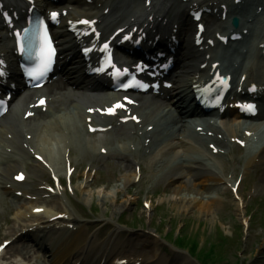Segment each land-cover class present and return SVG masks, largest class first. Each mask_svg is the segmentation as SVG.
Listing matches in <instances>:
<instances>
[{
	"label": "bare ground",
	"instance_id": "6f19581e",
	"mask_svg": "<svg viewBox=\"0 0 264 264\" xmlns=\"http://www.w3.org/2000/svg\"><path fill=\"white\" fill-rule=\"evenodd\" d=\"M244 2H246L247 4H250V5L254 4L255 8L262 5L261 0H245ZM256 12L257 13L254 12L252 14V16H253L252 20H254L257 15L259 17L264 15V9H263V11L257 10ZM250 26H252V25H250ZM249 31L252 32V30H249ZM235 116H236L235 114H233V118H231L230 115L228 116V122L226 123L225 126H223L224 130H221L220 127H217V125H214V124H208L207 125V127L209 129L214 130V132L216 133V135L213 136L212 139H213V143H215L217 145V147L225 148V149L232 148V144L228 140V136H229L228 133L231 132L232 128H236V131H239L241 129V127L243 126V124H236L237 121H235ZM60 117H63V115ZM171 120H172V118L170 117V115H167L166 116V123L162 120L165 124H156V127L153 131H149V130L146 131L147 135L153 134V136L150 137V142L146 145V148L156 147V148H159L161 152L166 150L164 152V155L167 158V162H165V164H163V167L159 168L157 170V172L160 173L161 175H163L166 171H168L166 169L171 168V170L173 169L175 171L182 172V174L186 176L184 181L177 180L176 182L174 181L172 183V185H176V187L169 190L170 192H169L167 197H168V199L171 200V202H177L180 205V206H178V212L181 211V209H182L181 205L183 203H185V200L188 197L187 199H190V201H188V204L186 206V210L189 211L190 209H192L191 203L193 200H195L197 203L196 206L193 208V210L195 212L197 211L200 215L207 214V215L213 216V214L215 213V210H217V208L220 207V203L216 200V198H214L212 196H208L206 189L202 190L199 188V186H198L199 184L195 183V181L194 182L190 181V179L193 177V171L185 168V165H186L185 163H190L192 165L193 164L199 165V163L201 162V156H203V155L202 154L199 155L198 151H195L196 155L195 154L190 155V154H192V152H187V149H186L187 143L183 144V143L179 142V137L184 136V138H185V134L188 132L186 129H184L183 124L178 125L177 127L179 129H176L174 123ZM50 127L54 130L53 135L44 137V140L48 143H52L51 142L53 139L52 137H54V136L58 137L60 135L56 132V129L58 127H55L54 124H52ZM167 132L170 135V138L166 137L167 142L164 143L165 139H163V138H164V136H166ZM219 134H222V137H220ZM187 140H188V138L186 136V141ZM257 144L262 145V148H264V136H262L257 141ZM200 145L202 147L205 146L204 144H200ZM8 147L17 148L18 146L16 143H11L8 141V144L5 148H8ZM182 148L184 149L183 153L181 150ZM3 150H4V148H2V151ZM189 155H190V158H189ZM217 156L223 158L225 155H224V153H222L220 151V152H218ZM263 156H264V153H263ZM186 158H188L189 161H190V159L192 161L191 162L184 161ZM241 159H240V162H241ZM253 159H254V156H250L247 160V163L252 162ZM263 159H264V157H263ZM20 162H22V164L19 163L18 161L13 160V159H6V160L0 159V169L3 172H9V171H14L19 167H23V165L27 166V162L24 161V159L20 160ZM156 166H158V167L160 166L159 161L156 162ZM53 168L57 172V174L61 173L60 175H62L65 171L64 170L65 167L62 166L60 163H58V165L54 164ZM174 174H176V173H174ZM122 179H123L124 185H127L129 183V181L131 183L134 181L135 174H129V172H125V174L122 176ZM210 180L214 181L212 178H210ZM1 181H6V179L3 176H0V182ZM261 184L264 185V179L261 181ZM188 190H190V191H189V194L187 196L186 193L188 192ZM108 199L109 198L107 197V194H106L105 200H108ZM126 203H127V201H125V204ZM39 206H41V205L33 206V208L39 207ZM4 211H7V210H4ZM26 211H28V210H26ZM29 212H30V215L32 217L37 216L33 212V210L32 211L30 210ZM25 213L26 212H24L22 214H25ZM46 223L49 224L50 221L47 220ZM26 226L29 227L30 225L28 224ZM47 227L51 228L50 225L46 226V228ZM16 233H17V231H15L14 228H10L6 234L14 236V235H16ZM24 235H28V234L27 233H21V235L17 236L16 238H14L12 240L11 244H14L15 242H19V241L23 242V240L21 239L22 238L21 236H24ZM77 240H78V238H76L75 241H77ZM79 241L80 240H78V242ZM21 248H22L21 243H16L11 247L9 246L6 250L5 255H8L9 253L11 255L22 254L23 250ZM24 248H27V247L24 246ZM152 252H154V247H153ZM74 253L75 252H73V256H74ZM154 256L155 257L157 256V254L155 252H154ZM95 259H98L99 261H103L104 258L101 255H96ZM164 263H165V261L160 260L156 264H164ZM74 264H75V262H74Z\"/></svg>",
	"mask_w": 264,
	"mask_h": 264
},
{
	"label": "rangeland",
	"instance_id": "374dc122",
	"mask_svg": "<svg viewBox=\"0 0 264 264\" xmlns=\"http://www.w3.org/2000/svg\"><path fill=\"white\" fill-rule=\"evenodd\" d=\"M117 171H119V168H116ZM264 194V193H263ZM174 207V202H172V208L171 211H173V217L175 218L174 224H185V227L189 231V235H194V238H206L208 237L209 239H214L215 236H217L216 239H218L219 234H218V229L216 227V219H221L224 220V217L227 216V218L231 221V223L234 225V227L237 229V231H240V228L237 225V222L235 219H232L233 216L232 214L234 213L235 209L234 207L231 206V208L226 207L225 204L221 203L220 207L215 210V213L212 215H200L197 211L195 212L194 210L190 211L189 213H181L180 211L178 212V206ZM229 220H225L227 224H230ZM249 244V250L247 251V255L249 256L251 251H256L257 250V245L256 242H252ZM242 246V243L240 242L238 238V245L236 247ZM234 247V248H236ZM233 248V249H234ZM233 249L231 250L230 257L232 260H235V256L233 253ZM251 256V255H250ZM255 264H264V257L261 255L258 259V261Z\"/></svg>",
	"mask_w": 264,
	"mask_h": 264
},
{
	"label": "snow or ice",
	"instance_id": "6c2138e0",
	"mask_svg": "<svg viewBox=\"0 0 264 264\" xmlns=\"http://www.w3.org/2000/svg\"><path fill=\"white\" fill-rule=\"evenodd\" d=\"M55 15H56V14L53 13V16H55ZM48 55H49V58H50L51 50H49ZM44 71H47V63H45V64L43 65V68H42V70L40 71L39 75H43V72H44ZM249 107H251V106H249Z\"/></svg>",
	"mask_w": 264,
	"mask_h": 264
}]
</instances>
